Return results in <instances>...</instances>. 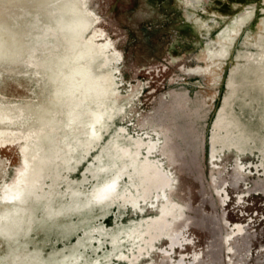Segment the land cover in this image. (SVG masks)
Returning a JSON list of instances; mask_svg holds the SVG:
<instances>
[{"label":"rangeland","instance_id":"1","mask_svg":"<svg viewBox=\"0 0 264 264\" xmlns=\"http://www.w3.org/2000/svg\"><path fill=\"white\" fill-rule=\"evenodd\" d=\"M103 258L264 264V0H0V264Z\"/></svg>","mask_w":264,"mask_h":264},{"label":"bare ground","instance_id":"2","mask_svg":"<svg viewBox=\"0 0 264 264\" xmlns=\"http://www.w3.org/2000/svg\"><path fill=\"white\" fill-rule=\"evenodd\" d=\"M100 102V101H99ZM106 105V104H105ZM106 109V108H105ZM103 113L104 112H102L101 110L99 111V112H96V114H95V123L96 124H101L102 123V119H103ZM95 123H93V124H91L90 125V127L92 128V130L95 132V133H97V131H96V129H95V127H94V124ZM142 144V143H141ZM139 147H140V145H139ZM139 149V148H138ZM140 150V149H139ZM129 150L128 149H125L124 150V153H127ZM139 152V151H138ZM129 154V153H128ZM137 154V153H136ZM144 155V154H143ZM140 158V157H139ZM146 159V158H145ZM140 162H141V160H140ZM151 162V161H150ZM150 162H149V164H150ZM143 164V163H142ZM148 165V164H147ZM151 165V164H150ZM149 166V165H148ZM147 166V167H148ZM155 166V165H154ZM153 166V167H154ZM124 167V166H123ZM146 168V167H145ZM151 169H152V167H151ZM156 169V168H155ZM159 169V168H158ZM147 170H148V168H147ZM124 171V170H123ZM145 172V171H144ZM152 173H153V171H152ZM152 173H151V175H152ZM157 173L159 174L160 173V171H157ZM117 175H119V174H117ZM132 175V174H131ZM141 175V174H140ZM163 175H165V174H163ZM147 176V175H146ZM145 176V177H146ZM131 178V177H130ZM159 178V177H158ZM146 179V178H145ZM148 179V178H147ZM160 179V178H159ZM158 179V180H159ZM154 180V179H153ZM120 181V180H119ZM148 181V180H147ZM155 182V181H154ZM149 183V182H148ZM160 184H162V183H160ZM160 184H159V186H160ZM164 184V183H163ZM148 185V184H147ZM158 185V184H157ZM142 186H143V184H142ZM146 186V185H145ZM148 186H150V185H148ZM154 186V185H153ZM165 187V185L163 186V188ZM154 188V187H153ZM162 188V187H161ZM111 189H112V186L110 185V182H107V183H105V184H103L102 186H101V188L100 189H97L95 192H94V198L96 197V198H111L112 197V194H111ZM148 190V189H147ZM153 190V189H152ZM129 191V190H128ZM130 192V191H129ZM131 193V192H130ZM139 193V192H138ZM131 195V194H130ZM143 195V194H142ZM115 197V196H114ZM129 197V196H128ZM142 197V196H141ZM123 198V197H122ZM132 198H133V196H132ZM146 200V199H145ZM160 206V205H159ZM164 210V209H163ZM162 213V212H161ZM167 215L166 214H164L162 217H161V219H159V220H161V221H163V222H166L167 221ZM159 220H155V224L156 223H158L159 222ZM152 224V223H151ZM154 224V225H155ZM153 227V226H152ZM149 230V229H148ZM158 230H161V229H158ZM146 233V232H145ZM141 234V233H140ZM143 235V234H142ZM146 239H148V238H146ZM147 252V251H146ZM101 261V262H100ZM93 264H110V263H108V261H106V259L105 258H103V260H98V261H93L92 262Z\"/></svg>","mask_w":264,"mask_h":264}]
</instances>
